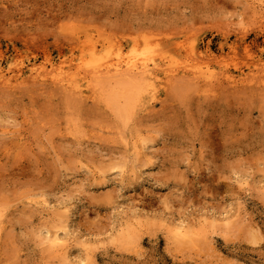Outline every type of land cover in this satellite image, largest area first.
Here are the masks:
<instances>
[{"label":"rangeland","instance_id":"374dc122","mask_svg":"<svg viewBox=\"0 0 264 264\" xmlns=\"http://www.w3.org/2000/svg\"><path fill=\"white\" fill-rule=\"evenodd\" d=\"M93 45L176 76L155 97L30 78ZM21 68L0 83V264H264V0H0V73Z\"/></svg>","mask_w":264,"mask_h":264},{"label":"bare ground","instance_id":"6f19581e","mask_svg":"<svg viewBox=\"0 0 264 264\" xmlns=\"http://www.w3.org/2000/svg\"><path fill=\"white\" fill-rule=\"evenodd\" d=\"M75 42H77V41H75ZM82 42H84V41H82ZM177 44H179V42ZM80 47H82L81 44H80ZM116 47L117 46H115L114 49L112 48L113 50L112 49L110 50V46H109V50L108 49L98 50L97 46H95V45L89 47L87 50L88 58H84L81 65L79 66L80 68H78L76 66L77 64H75V66L77 67V70L75 71L74 74L72 73V75H71V73H69L70 75H68V76H62L64 67L63 66H60V67L59 66L58 67L53 66L50 70H49V68H46V67L32 68L31 69V77L30 76L29 77L34 80V82H35L34 84H40V83H37L40 81H42V83H46L47 81H51L53 83V85L54 84L55 85L56 84L61 85L63 88H65L66 91H70L72 93L81 95L82 94L81 81L85 80V78H87L86 76L85 77L82 76L83 74L81 72L85 71L89 75V78H91V80H93L94 82L97 83L96 84L97 86H98V84L104 83V82H111L113 84L114 83L130 82V83L136 85L135 89H138V87H139L140 88L139 90L141 91V93L147 92V93L151 94V96L153 95L155 97L157 90H159L158 89L159 85L160 86L163 85V81H165L166 83L168 81V83H169V81H171L172 78H174L173 76H176L174 74V71L172 70L173 67L171 65H168L164 61L166 59L165 56H164V58L161 57L160 58L161 60H159V61H157V58H158L157 57L156 61H153V64L149 65L150 60L154 58V57L153 58L151 57L152 55L149 56L150 52H151L150 49H146L145 51H143V54H142L138 50V45H136L135 47L133 46L134 49L131 52L132 53L131 55H133V56L130 57L129 59H127V58L125 59L123 56L122 48H120V47L116 48ZM140 48H142V47H140ZM83 50L84 49H82V52H85ZM190 51L192 52V54H194V57H196L195 58V60H196L197 59L196 55L199 52L197 47L196 46L192 47ZM144 53L149 54L148 57L145 60H142L141 62L138 61V59H142V58H138V57L141 55H144ZM163 54L165 55V53H163ZM199 54H200V52H199ZM190 56H193V55H190ZM84 57H85V55H84ZM191 58H193V57H191ZM154 60H155V58H154ZM262 63H263V61H262ZM85 72H83V73H85ZM191 72H193V75H194L193 79H200L201 78V76L198 75L199 72L196 73L195 71H192V70H191ZM175 73H177V72H175ZM81 76H82V79H80ZM234 76L226 75L224 80L228 81L231 84L237 85L242 78L240 80H237V78H235L236 76L235 77ZM14 77H17L16 80L18 82H20L19 84L15 83V85H17L15 87H18V85H21V84H24V86H25V82H28L27 81L28 78H26V81L24 80V78L22 79V81H19L20 78H22V68H21L18 70V75L13 76V78H12V76H10V78H8L3 74V72H1L0 73V83L4 86V88L8 89L11 87V84H13ZM14 81H15V79H14ZM93 81L92 82L90 81L87 84L93 83ZM29 82H31V79L29 80ZM31 85H32V83H31ZM90 85H93V84H89V88H90ZM117 85H119V84H117ZM117 85L115 84V86H117ZM97 86H95V87H97ZM140 91H139V94H140ZM136 92H138V91L136 90ZM137 95H138V93H137ZM94 96H95V94H94ZM90 97L87 96L86 98L89 99ZM93 97H91V98H93ZM182 226L178 227V228L176 227L175 232H177L178 234L181 235L182 230H183ZM184 236H186V235H184ZM177 237H179V236H177ZM189 237H190L189 240H191V236H189ZM185 238L186 237H184V239ZM50 246L57 253L60 252L61 250L63 251L65 249H68V248H66V246H68V245H66L65 239L62 238L59 234H55L54 236L51 237V245Z\"/></svg>","mask_w":264,"mask_h":264}]
</instances>
